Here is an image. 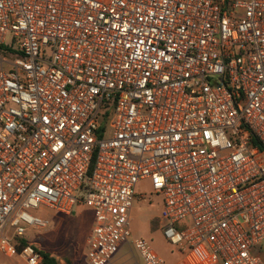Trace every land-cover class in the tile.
<instances>
[{"label": "built area", "instance_id": "built-area-1", "mask_svg": "<svg viewBox=\"0 0 264 264\" xmlns=\"http://www.w3.org/2000/svg\"><path fill=\"white\" fill-rule=\"evenodd\" d=\"M0 46V253L40 264L30 211L84 204L86 264H167L132 237L149 179L184 264H264V0H0Z\"/></svg>", "mask_w": 264, "mask_h": 264}, {"label": "rangeland", "instance_id": "rangeland-1", "mask_svg": "<svg viewBox=\"0 0 264 264\" xmlns=\"http://www.w3.org/2000/svg\"><path fill=\"white\" fill-rule=\"evenodd\" d=\"M136 192L137 198L130 219L133 239L147 240L153 250L167 262H175L180 252L164 237L161 223L162 196L153 192L149 179L141 181L137 185ZM84 196L83 191L82 197ZM30 212L48 220L49 224L46 228H28L25 238L33 239V242H37L35 246L40 251L51 254L61 264H86V240L92 218H94V211L91 208L81 205L72 216L48 208ZM186 223L188 224L186 220L181 222L178 228L182 229ZM13 232L14 230H11V233ZM132 255L131 258L136 257ZM0 262L27 264L19 255L8 257L3 253H0Z\"/></svg>", "mask_w": 264, "mask_h": 264}, {"label": "crops", "instance_id": "crops-1", "mask_svg": "<svg viewBox=\"0 0 264 264\" xmlns=\"http://www.w3.org/2000/svg\"><path fill=\"white\" fill-rule=\"evenodd\" d=\"M81 205H84V204H79L76 208V210L81 206ZM85 206V205H84ZM75 210V211H76ZM74 211V213H75ZM73 213V214H74ZM71 214V216L73 215ZM94 222H95V218H92V221H91V225H90V229H89V232H88V237L91 233V230L93 228V225H94ZM88 237H87V240H88ZM165 237V236H164ZM25 239L26 241H30L32 243H36L37 242H33V239H30V238H23ZM28 239V240H27ZM87 240H86V249H87ZM257 252L261 255L262 259L264 260V243L259 246V248L257 249ZM136 255V257L134 256V258H131L133 255ZM87 255V254H86ZM86 255H85V258H86ZM179 255V258L176 259L175 262L173 263H169L166 261L167 264H184L183 263V256L181 253L178 254ZM162 257V256H161ZM28 264V263H27ZM61 264V263H60ZM109 264H141V258L140 256L137 254V252L135 251L133 245L131 242L129 243H125V244H122L120 246V249L119 251L116 253V255L114 256L113 260L109 263Z\"/></svg>", "mask_w": 264, "mask_h": 264}, {"label": "trees", "instance_id": "trees-1", "mask_svg": "<svg viewBox=\"0 0 264 264\" xmlns=\"http://www.w3.org/2000/svg\"><path fill=\"white\" fill-rule=\"evenodd\" d=\"M5 46H0V50H2ZM252 142L255 146L259 147L261 150L264 151V145L259 142L258 139L253 138ZM28 241H26L23 238H17L16 239V245L18 249H21ZM40 254L42 256V260L40 264H60V262L54 258L51 254L47 252L40 251Z\"/></svg>", "mask_w": 264, "mask_h": 264}]
</instances>
